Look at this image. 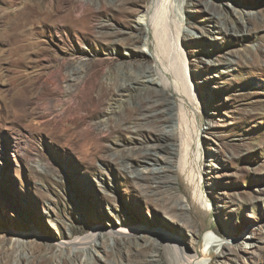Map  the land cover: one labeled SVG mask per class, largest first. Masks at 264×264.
I'll list each match as a JSON object with an SVG mask.
<instances>
[{"label":"rangeland","instance_id":"rangeland-1","mask_svg":"<svg viewBox=\"0 0 264 264\" xmlns=\"http://www.w3.org/2000/svg\"><path fill=\"white\" fill-rule=\"evenodd\" d=\"M171 3L203 121L206 264H264V0ZM148 7L0 0V264H163L155 229L195 252ZM95 227L98 245L58 247ZM120 228L146 231L117 242Z\"/></svg>","mask_w":264,"mask_h":264},{"label":"bare ground","instance_id":"bare-ground-1","mask_svg":"<svg viewBox=\"0 0 264 264\" xmlns=\"http://www.w3.org/2000/svg\"><path fill=\"white\" fill-rule=\"evenodd\" d=\"M172 7L171 0H151V7L143 11L147 26L145 40L154 60V75L150 81L160 85L163 88L162 91H167V95L173 99L171 102L178 113L173 117V120L177 122L176 129L180 140L177 163L185 183L186 202L194 214L195 220L193 221L199 228V235L195 252H191L189 247L180 242L179 237L171 235L167 230L155 229L151 231L150 237H153L154 241L156 238L160 240L167 251V256L161 259L163 264H206L208 261L206 258L211 249L205 243V239L210 236L209 233L212 229L214 206L204 194L203 154L199 143L203 121L201 113L195 105L192 84L185 73L187 69L184 63L185 55L178 43L181 26L175 19L176 15L173 16L174 9ZM171 109L172 107L169 108V110ZM144 231H146L144 228L135 230L120 228L110 229L107 234L116 236L118 242L121 238L134 234L141 237ZM102 233L104 232L101 227H95L84 236L60 242L58 247L83 248L84 246L98 245V238ZM111 239L115 242L113 238ZM111 239H109L110 245Z\"/></svg>","mask_w":264,"mask_h":264}]
</instances>
